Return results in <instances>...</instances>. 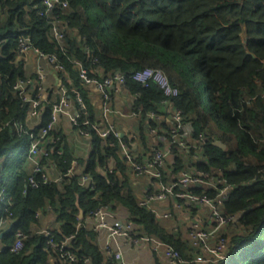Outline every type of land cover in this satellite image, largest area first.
Returning <instances> with one entry per match:
<instances>
[{
    "label": "trees",
    "instance_id": "1",
    "mask_svg": "<svg viewBox=\"0 0 264 264\" xmlns=\"http://www.w3.org/2000/svg\"><path fill=\"white\" fill-rule=\"evenodd\" d=\"M60 1L67 8L56 9L49 19L39 15L42 0H0V191L8 195L0 207L8 204L12 213V228L1 237L0 264H117L86 222L88 212L100 205H110L114 211L121 208L136 231L155 237L188 260L192 257L187 248L194 249L180 235L169 234L151 210L138 205L119 154L120 139L113 134L102 139L90 115L80 111L73 126L91 137L83 173L93 177L94 189L81 187L76 175H68L72 157L54 130L49 136L58 141L50 147H61L62 152L56 155L50 147L45 149L60 180L43 184L35 175L37 186L29 185L30 144L59 101L38 109L37 127L25 126L28 104L13 90L16 82L29 78L18 59L21 38L43 57L55 59L66 90V75L77 89L82 83L77 65L97 80L119 71L145 113L154 112L167 99L156 85L144 88L130 76L144 68L162 70L178 90L177 97L169 100L181 112L182 124L189 123L195 135L206 137L196 168L222 171L231 187L221 211L238 218V223L229 239L228 233L223 235L229 243L228 261L217 264H264V0ZM53 20L65 32L60 43L50 35ZM215 141L227 150L214 146ZM169 156L171 174H178L185 167L184 154L172 145ZM160 171L166 182L164 168ZM188 191L208 198L216 195L212 189ZM76 201L84 212L81 221ZM41 224L52 229L54 248L44 235L32 233ZM16 232L28 238L14 255L8 247ZM65 252L76 260L62 258Z\"/></svg>",
    "mask_w": 264,
    "mask_h": 264
},
{
    "label": "built area",
    "instance_id": "2",
    "mask_svg": "<svg viewBox=\"0 0 264 264\" xmlns=\"http://www.w3.org/2000/svg\"><path fill=\"white\" fill-rule=\"evenodd\" d=\"M41 6L42 10L39 12V15L53 19L54 11L56 9H66L67 3L60 0H42ZM50 35L59 43L64 38L65 32L55 20L51 21ZM30 51L37 53L36 50L34 51L32 49L27 38L19 39L17 54L22 55ZM37 54L39 55V58H46L39 53ZM46 59L52 64L54 69L58 71L60 70L61 67L56 64L54 58ZM77 73L79 79L85 84L93 85L100 92L105 101H108L111 90H114L116 87H125L126 85L124 77L120 74L103 77L101 80H97L89 78L86 70L81 65H77ZM37 78H39V80L44 78V72L40 67L38 68ZM130 79L144 88H147L150 84L156 85L167 100L175 98L178 95V90L170 84L168 78L160 69L144 68L132 73ZM32 81L33 80L30 78H27V80L24 81H18L14 85L13 90L20 97L22 102L28 104L29 117H37L38 109L43 105L44 101L40 95L32 96L30 94L29 90ZM62 95L63 97L61 100L52 105L49 122L38 131L35 139L31 142L29 147L28 160L32 162V168L29 173L28 183L33 188L37 186L34 179L35 175L40 177L43 184L58 182L60 180L58 176L53 177L47 171L49 153L45 149V142L51 137L49 136V132L55 129L60 115H68L69 120L73 125L77 124L78 118V113H71L72 109L70 103L64 97L65 92H62ZM105 111L108 112L109 108L106 107ZM152 117L153 114H150V118ZM17 125L18 123H15V126ZM183 129L182 114L180 111L176 110L172 116V130L169 133V137L159 136L158 141L162 144L169 141L170 148L174 145V147H179L184 150L198 149L200 154H203L206 137L203 134H197L191 142H185L184 140L179 139ZM78 131L83 135H87V133L80 130ZM97 133L102 139H106L111 134L116 135L113 127L98 130ZM176 137L178 138L177 141H175ZM57 141L58 139H53L51 142L54 145ZM51 152L52 154L55 153L56 155H60L62 152L61 147H52ZM123 153V160L128 163L130 171L136 174V176L149 178L155 186L154 191H146L142 194L141 198L138 200V205L140 207L151 210L155 218L159 221H167L171 219V213L154 212L151 209L153 203L173 197L174 199L176 198L178 200L186 201L192 206H208L210 208V218L213 221L215 228L211 230L200 227L197 223L192 225L187 232L189 245L194 249L200 248L203 254H198L188 260L182 257L177 250L155 237L145 235L138 230L136 231L134 225L130 221L116 217L115 212L110 205H100L96 209L88 212L86 219L94 222L93 227L97 233H104L105 241L102 248L107 257L115 260L117 264H127L124 253L121 250L120 242L133 238V243L148 245L151 251L155 253L160 251L166 264L226 263L228 261L229 243L228 240L223 237L224 234H217V229L220 227L237 225L238 218L232 215L223 214L221 211L223 207L222 205L226 201L228 193L231 190V187L226 184L224 179H222V171L216 170L212 173H208L198 170L196 166L191 169L184 167L179 177L167 183L162 181L163 177L162 172L160 171V169L164 168V161L168 155V152L163 150L162 147L154 149L149 157L143 161L135 160L124 147ZM68 175H76L78 177V184L81 187L89 190L94 189V179L90 175L84 173L77 175L73 170H70ZM218 186H222V188L217 189ZM193 187L215 190L216 195L214 198H208L203 195L193 194L188 191ZM7 197L8 195L3 191H0V202L4 201ZM8 206L9 205L7 204L6 206L4 205L0 207V253L3 250L1 237L7 228L12 225V213ZM177 207H179V205ZM35 218L39 219L40 214L36 213ZM32 233L35 235H44L47 239V245L50 248L55 247L54 235L50 226L41 224V226L33 228ZM27 238L28 235L22 232H16L14 234V242L8 247L9 252L14 255L19 254ZM61 257L67 259L70 263L76 260L75 256L68 252L62 253Z\"/></svg>",
    "mask_w": 264,
    "mask_h": 264
},
{
    "label": "crops",
    "instance_id": "3",
    "mask_svg": "<svg viewBox=\"0 0 264 264\" xmlns=\"http://www.w3.org/2000/svg\"><path fill=\"white\" fill-rule=\"evenodd\" d=\"M71 36L72 33H70ZM76 44H78L77 41ZM18 59L22 62L23 69L26 71L28 77H31L33 80L29 90L30 94L32 96L40 95L44 101L43 105L45 103L50 104L60 101L63 97L62 92H65L64 97L70 103L72 114L80 111L90 115L92 118L90 120L91 123L99 130L113 127L116 136L120 139L119 154L122 160L124 159L123 147L137 161L147 159L154 149L162 147L163 150L168 152L164 165L167 177L166 182L169 183L180 176L181 172L171 174L172 167L168 165L170 163L167 160L170 157L169 141L163 144L158 141L159 136L169 137V133L172 130V116L177 108L170 100L162 101L154 112L145 113L142 107L137 105L138 95L131 94L125 87H116L114 90H111L108 101H105L93 85L82 82L79 89L74 87L73 81L69 79L68 75H66V78L69 89L66 90L62 84V80L58 76L59 71L54 69L46 58H39V55L35 52L30 51L19 55ZM39 67L44 72L42 80L37 78ZM106 107L109 108L108 112L105 111ZM150 114H153L152 118H150ZM40 122L41 113L38 112L37 117H29L27 115L24 124L28 129H34ZM54 131L57 133L58 138L61 137L63 139L65 150L72 157L71 170L77 175L83 173L85 162L92 150L91 137L88 134H81L70 122L68 115L65 114L59 116ZM194 136V127L189 123H184V129L179 139L191 142ZM52 137L55 139L54 136ZM177 140L178 138L176 137L175 141ZM51 141L45 142V147L53 145ZM174 148L177 150V153L184 154V164L187 169L196 166V163L202 159V154H200L198 149L184 150L179 147ZM124 164L126 165V173L131 180V188L134 190V194L138 200L144 192L155 190V186L149 178L136 176V174L130 171L128 163L125 160ZM31 168L32 162L28 160L26 166L28 173H30ZM47 171L53 177L58 176L56 166L51 164V162L47 165ZM178 205L179 207H177ZM151 209L154 212H170L172 215L171 219L160 222L169 234L180 235L182 242H185L187 245L189 244L187 243L189 242L187 232L194 223L211 230L215 228L210 218V208L208 206H192L186 201L171 197L167 200L153 203ZM114 212L116 217L127 220L121 208ZM86 222L89 226L93 227V221L86 219ZM224 233H227V227L217 229L218 235ZM97 234L99 242L103 245L105 241L104 233ZM132 240L133 238H129V240L120 242L127 264H166L160 251L157 253L152 252L148 245L136 244ZM186 254L189 257H194L198 254H203V252L200 248L192 250L188 247Z\"/></svg>",
    "mask_w": 264,
    "mask_h": 264
},
{
    "label": "water",
    "instance_id": "4",
    "mask_svg": "<svg viewBox=\"0 0 264 264\" xmlns=\"http://www.w3.org/2000/svg\"><path fill=\"white\" fill-rule=\"evenodd\" d=\"M246 55H250V54L249 53H246ZM116 74H119V71H117ZM52 139H53V137L51 136V137H49L48 141L49 140L51 141ZM213 145L216 146V147H218V148H220L223 151H226L227 150L226 146L224 144H222L221 142H219V141L213 142ZM76 207L78 208V216H77V219L81 221L84 218V212L79 208L78 201H76ZM11 228H12V225H10L3 234L9 232L11 230Z\"/></svg>",
    "mask_w": 264,
    "mask_h": 264
},
{
    "label": "rangeland",
    "instance_id": "5",
    "mask_svg": "<svg viewBox=\"0 0 264 264\" xmlns=\"http://www.w3.org/2000/svg\"><path fill=\"white\" fill-rule=\"evenodd\" d=\"M200 96L202 97V93H201V92H200ZM55 226H56L55 223H53V225H51V227H55ZM236 226H237V225H234V226H232V227H230V226L227 227V233H228V237H227V239H229V238L233 235V234H232V233L234 232L233 229L236 228ZM240 228H241V226L239 225V229H240ZM240 230H241V229H240ZM230 231H233V232L231 233Z\"/></svg>",
    "mask_w": 264,
    "mask_h": 264
}]
</instances>
